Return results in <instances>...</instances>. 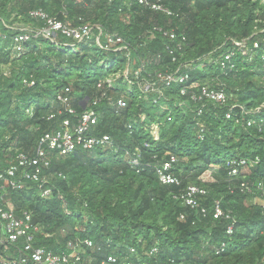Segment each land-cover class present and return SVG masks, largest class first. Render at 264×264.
Listing matches in <instances>:
<instances>
[{"label": "trees", "instance_id": "obj_1", "mask_svg": "<svg viewBox=\"0 0 264 264\" xmlns=\"http://www.w3.org/2000/svg\"><path fill=\"white\" fill-rule=\"evenodd\" d=\"M160 4L171 14L138 0H0V35L7 37L0 40L1 167L17 153L34 156L45 134L60 130L66 119L76 121L57 100L66 89L78 115L98 102L94 134L113 141L67 157L54 154L44 171L48 198L34 184L0 196L19 217L32 214L41 228L36 248L62 254L71 243L81 251L78 264H109V257L138 264L130 249L148 264H264V0ZM39 10L73 29L89 26L94 35L83 43L61 35L55 42L33 39L24 53L13 52L16 31L7 27L42 29L45 22L31 17ZM233 40L259 48L239 54L228 71L217 60L233 49ZM138 70L151 82L159 74H189V83L223 89L228 102L207 104L198 116L197 106L181 96L183 84L159 83L162 97L129 85L126 72L133 78ZM119 100L125 108L117 107ZM234 105L260 111L244 115L235 108L227 119ZM247 121L254 125L248 128ZM172 156L171 174L180 184L162 185L156 168ZM242 161L246 166H238ZM207 173L211 181L203 180ZM190 186L207 191L196 210L179 200ZM216 202L230 218H214ZM11 254L16 257L14 249Z\"/></svg>", "mask_w": 264, "mask_h": 264}, {"label": "built area", "instance_id": "obj_2", "mask_svg": "<svg viewBox=\"0 0 264 264\" xmlns=\"http://www.w3.org/2000/svg\"><path fill=\"white\" fill-rule=\"evenodd\" d=\"M138 3L150 10L156 12H163L171 14L168 10L158 3H151L149 0H138ZM31 17L34 19H41L45 22V26L42 29H31L29 27H23L21 25L16 27H7L10 30L16 31L15 36L12 38V49L17 54L25 52L26 45L33 39L44 38L46 40L55 42L59 35L71 39L76 43H83L90 40L93 37V28L89 26H83L78 29H73L67 25L50 18L43 11H35L31 13ZM1 23H3L1 21ZM6 26V25H5ZM100 36L103 34L100 29H97ZM161 32V30H159ZM166 35L170 36L171 40L176 39L174 32H166ZM7 37L0 35V40H6ZM108 45L107 50H112L113 44L111 38L106 37ZM117 43H121L120 39L113 38ZM248 40L232 41L233 49L227 54L222 55L217 63L222 69L232 71L235 69V64L232 61L238 57L239 54L246 57L251 52L259 48V44L255 42L253 48L248 43ZM97 43L99 41L97 40ZM126 48H120L119 50H125ZM212 63L213 60H210ZM133 78H129V71L126 72L129 85L138 86L140 91L145 95L159 94L162 97V93L159 91V83L165 84L169 87L172 83L183 84L184 87L181 90V96L188 97L190 103H194L197 106L196 112L198 116H201L206 108L207 104L213 106H224L228 102V96L223 89H216L211 85L201 84L198 82L189 83V74L186 75H173L163 76L159 74L156 82L148 80H141V70L135 71ZM26 84V82H25ZM71 90L66 89L58 96V101L64 106V110L69 116L76 119H66L60 130L53 131L45 134L39 141L38 148L34 156H30L24 153H17L12 161H6L4 166L0 165V194L7 190H24L28 188L29 184L37 185V189L40 191L41 197L48 198L51 196V190L46 189L47 178L44 176V171L48 170L51 166V161L56 154L58 157H67L79 149L86 151L95 150L97 148H107L113 146V141L109 136H95V127L98 125L99 114L96 107L98 102H94L90 107L89 103L86 105L82 115H78L76 110L72 107L73 98L70 97ZM185 104H182L183 106ZM85 106V105H84ZM117 107L123 109L126 107V103L123 100L117 102ZM235 108L242 109L244 115L255 114L256 112H248L243 107L236 105L232 106L226 117L232 118V113ZM264 108V106H263ZM50 116V119H53ZM254 125L253 121H247V127L250 128ZM177 163V158L172 156L168 161L157 166V176L159 182L166 186H178L179 180L174 177L171 172L174 165ZM133 165H138L137 159H132ZM235 164V163H234ZM246 166L244 161L238 164ZM252 166V165H251ZM239 173L237 168L232 170L233 175ZM210 176V175H209ZM204 179V178H203ZM242 187L250 192L249 184L243 183ZM207 191L201 187L190 186L179 196V200L187 207L191 209H199L201 200L206 197ZM203 213L205 211H202ZM230 218L226 215L221 208L219 202L214 206V218ZM33 216L30 213H24L22 217H19L14 207L11 204H5L2 196H0V264H78L81 261V251L77 249L73 244H69V253L54 254L45 250L44 248H36L34 246V240L36 234L41 232L39 226L34 225ZM233 232V226L228 229V234ZM23 241V246L19 247V244ZM88 248L93 247V243L90 241L85 242ZM223 247L219 250L218 254L222 252ZM12 249L16 251V257L11 254ZM157 250L154 249L152 254ZM12 255V257H8ZM130 255L135 259L138 264H148L142 261L139 253L135 249H130ZM117 259L109 257L107 263L115 264ZM105 264V263H104ZM124 264H131L125 262Z\"/></svg>", "mask_w": 264, "mask_h": 264}, {"label": "rangeland", "instance_id": "obj_3", "mask_svg": "<svg viewBox=\"0 0 264 264\" xmlns=\"http://www.w3.org/2000/svg\"><path fill=\"white\" fill-rule=\"evenodd\" d=\"M203 178H204L203 179L204 181H211L212 180L208 173L206 175H204ZM255 203H263V200H261V199L250 200V204H255Z\"/></svg>", "mask_w": 264, "mask_h": 264}]
</instances>
